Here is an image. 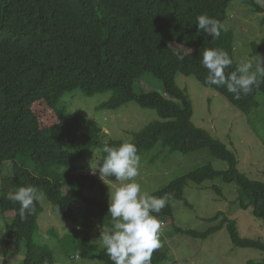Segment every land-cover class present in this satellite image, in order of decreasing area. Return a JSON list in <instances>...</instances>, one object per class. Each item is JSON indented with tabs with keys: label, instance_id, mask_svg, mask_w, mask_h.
I'll use <instances>...</instances> for the list:
<instances>
[{
	"label": "trees",
	"instance_id": "obj_1",
	"mask_svg": "<svg viewBox=\"0 0 264 264\" xmlns=\"http://www.w3.org/2000/svg\"><path fill=\"white\" fill-rule=\"evenodd\" d=\"M233 1L0 0V168L9 163L12 170L10 177L0 180V217L5 222L1 244L6 257L21 246L25 251L21 264H59L54 252L41 245V201L35 202V211L21 220L19 203L9 199L19 187L32 185L45 194L43 203L71 225L63 235L49 230L48 240L54 238L66 255L74 250L101 264H112L104 248L92 253L94 244L87 236L96 218L103 220L107 230L111 227L108 194L100 185L98 173L90 176L78 166L93 154L96 163L101 161L106 154L98 149L104 143L113 147L134 143L140 158L155 150L157 155L168 157L207 149L213 158L227 163L225 172L206 164L152 193L155 197L171 194L166 206L152 213L159 221L173 219L172 203L184 200L189 183L201 186L220 179L238 187L241 211L251 208L252 215L264 222V182L251 181L240 173L236 156L193 125L191 99L176 84L178 75L193 78L243 115L258 109L256 95L264 96V82L238 100L224 86L205 84L207 69L200 57L204 49L218 48L229 54L233 64L226 73L237 65L232 34L221 30L219 37L212 39L197 30L196 17L207 14L222 24ZM237 1L260 13L254 0ZM172 44L191 52L180 56ZM251 57L256 59L255 54ZM146 75L161 82V92L135 93L136 81ZM76 90L86 97L110 93L111 98L98 110L114 111L134 102L141 109L155 110L158 120L134 133L130 141H106L102 127L94 120L62 108V96ZM156 160L154 155L149 162ZM95 188L100 198L85 196ZM213 190L221 195L219 188ZM222 217L204 234L178 232L205 239L226 226L235 248L264 252V242L240 238L235 222L224 214L216 215L214 221ZM168 259L167 252L157 249L151 264H163Z\"/></svg>",
	"mask_w": 264,
	"mask_h": 264
},
{
	"label": "rangeland",
	"instance_id": "obj_2",
	"mask_svg": "<svg viewBox=\"0 0 264 264\" xmlns=\"http://www.w3.org/2000/svg\"><path fill=\"white\" fill-rule=\"evenodd\" d=\"M260 13L254 12L251 6L234 0L227 9L222 31L233 36V58L238 66L241 59L258 54L264 57V0H254ZM254 44L255 46H251ZM177 46V45H176ZM172 44L176 54L184 56L186 49ZM255 63V60L252 59ZM177 86L189 95L193 106L192 123L218 140L232 152L238 160V170L249 180L264 182V96L256 95L258 109L250 115H243L231 107L221 96L212 90L201 87L193 78L176 77ZM136 94L149 91H162V84L157 79L146 75L134 85ZM111 98L110 93L96 94L86 97L81 91L66 93L60 99L65 112L77 114L94 120L108 140L130 141L131 136L144 126L157 121L155 110L141 109L136 103H128L114 111L98 110V107ZM43 111V108H36ZM156 156L154 163L149 162ZM96 155L78 163L84 167L82 172L92 175L91 167L96 164ZM206 164H210L217 172H225L228 165L213 158L207 149L183 155L173 153L170 156L158 154L157 150L144 155L140 160L139 175L135 181L141 185V192L149 195L166 187L171 181ZM11 164L5 163L0 168V180L11 176ZM98 173V171L96 172ZM99 174V173H98ZM112 184L101 181L100 185L108 197L121 182L115 176L107 178ZM221 191L218 195L213 188ZM86 197L100 198L98 188L85 192ZM184 200L172 203L173 219L161 225L159 238L161 252H167L168 261L163 264H250L264 261V252L254 249L235 248L229 239L226 226L205 239L193 238L181 231H192L204 234L223 219L214 218L224 214L236 224L237 232L242 239L264 242V222L252 215L251 208L241 211L238 208L239 189L235 184H225L220 179L206 181L201 186L189 183L184 189ZM46 203V202H44ZM41 220H39L41 245L48 246L59 264H101L97 259H89L71 250L68 255L47 233L53 229L63 235L71 225L58 212L52 211L49 204H44ZM159 221V220H158ZM162 222V221H159ZM70 225V226H69ZM93 227V228H92ZM88 229V238L94 244L93 252L98 254L103 246L99 241L100 232L107 231L101 218H96ZM5 233V222L0 217V264H21L25 251L21 246L14 248L8 257L4 255L1 237Z\"/></svg>",
	"mask_w": 264,
	"mask_h": 264
},
{
	"label": "clouds",
	"instance_id": "obj_3",
	"mask_svg": "<svg viewBox=\"0 0 264 264\" xmlns=\"http://www.w3.org/2000/svg\"><path fill=\"white\" fill-rule=\"evenodd\" d=\"M195 25L198 31L202 30L212 39L219 37L223 28L218 20L207 14L197 16ZM186 51L190 53L191 49ZM255 55V63L250 58L241 59L235 70L226 73L225 70L233 64L229 54L218 48L204 49L200 57L202 66L207 69L205 84L224 86L237 100L242 94L251 93L253 87L258 88L264 82V57ZM98 150L106 155L91 167L93 174H88L95 176L98 171L103 183L112 184L107 179L109 176H115L116 181L121 182L109 194L107 214L111 227L100 232L99 241L112 264H151L153 252L162 246L159 231L161 225L165 224L152 213H159L171 194L155 197L141 192V185L135 181L141 158L134 143L124 142L115 147L104 143ZM9 199L19 203L18 214L23 220L35 211V202L43 201L45 194L38 193L34 186L28 185L10 193Z\"/></svg>",
	"mask_w": 264,
	"mask_h": 264
}]
</instances>
